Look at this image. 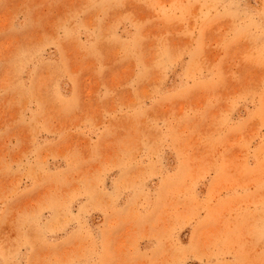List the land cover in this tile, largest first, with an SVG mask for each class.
<instances>
[{
	"label": "rangeland",
	"instance_id": "rangeland-1",
	"mask_svg": "<svg viewBox=\"0 0 264 264\" xmlns=\"http://www.w3.org/2000/svg\"><path fill=\"white\" fill-rule=\"evenodd\" d=\"M0 264H264V0H0Z\"/></svg>",
	"mask_w": 264,
	"mask_h": 264
}]
</instances>
